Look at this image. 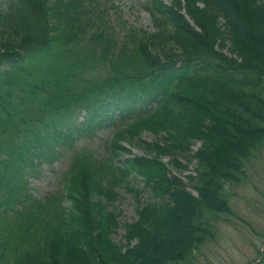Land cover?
Here are the masks:
<instances>
[{"label":"trees","instance_id":"trees-1","mask_svg":"<svg viewBox=\"0 0 264 264\" xmlns=\"http://www.w3.org/2000/svg\"><path fill=\"white\" fill-rule=\"evenodd\" d=\"M101 3L0 0V264H187L264 146V0H143L157 30L139 38ZM98 65L108 75L85 78ZM110 125L106 151L81 148L58 190L32 196L36 166ZM126 143L142 154L120 159ZM193 161L188 184L169 171ZM139 176L154 197L116 243L108 202Z\"/></svg>","mask_w":264,"mask_h":264},{"label":"rangeland","instance_id":"rangeland-1","mask_svg":"<svg viewBox=\"0 0 264 264\" xmlns=\"http://www.w3.org/2000/svg\"><path fill=\"white\" fill-rule=\"evenodd\" d=\"M143 0H102L101 8L109 9V22L114 26L117 33L124 37L130 35L140 37L142 32L154 33L157 28L153 24L152 15L142 6ZM111 4L114 8L111 7ZM100 8V9H101ZM128 32V33H127ZM117 41H120L118 38ZM78 49L81 52L91 49L87 40H79ZM228 53V52H227ZM85 58H83L84 60ZM93 61V59H91ZM90 63V61H88ZM101 63V62H98ZM96 72H90L85 78L104 79L109 71L98 65ZM97 75V76H95ZM85 112H81L77 124L83 121ZM116 127L113 125L97 131L89 132L73 142L72 148L61 151V155L51 162L44 161L36 166L28 176L29 188L32 196L37 199L45 197L50 192L58 190L66 179V174L72 166V161L81 154V148L103 153L106 140L113 136ZM142 139L148 142L161 140L156 134L143 132ZM132 153L121 155L120 159L133 158L134 155L142 154L138 147L125 144ZM200 147L197 142L193 150ZM172 156L163 158L164 162H171ZM183 164L186 159L181 158ZM196 166V161L189 164V170H180L170 167L169 171L184 179L188 184L187 176ZM136 175L129 172L128 180H133ZM115 179V178H114ZM143 177L134 180L135 183L126 181L116 187L115 195L108 202V209L117 214L120 226L112 235L116 243H125L124 224L133 222L137 218L136 210L153 198L152 191L144 188ZM136 184V185H135ZM229 201L234 211L233 215L222 214L220 219L213 220L214 237L201 247L199 252L187 264H259L264 259V146L247 165V177L242 182L228 185ZM137 188L138 192H133ZM191 187L189 188V190ZM196 193L193 189H191ZM228 191V189H227ZM13 214V213H12Z\"/></svg>","mask_w":264,"mask_h":264}]
</instances>
